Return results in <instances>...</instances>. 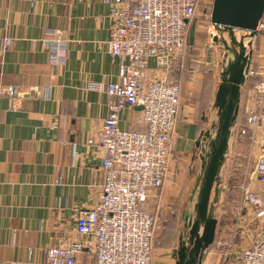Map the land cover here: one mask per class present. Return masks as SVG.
Wrapping results in <instances>:
<instances>
[{"label": "crops", "instance_id": "0c3cea01", "mask_svg": "<svg viewBox=\"0 0 264 264\" xmlns=\"http://www.w3.org/2000/svg\"><path fill=\"white\" fill-rule=\"evenodd\" d=\"M109 13L104 0H0V264H47L49 248L84 239L76 216L95 206L104 182L101 151L88 140L108 116L106 90L89 84L115 82L120 70L107 51ZM54 32H62L64 65L50 61ZM188 77L179 84V154L206 132L192 101L200 77ZM204 87L210 104L216 92ZM120 128L145 131L140 110L123 112ZM254 189L264 195V185ZM77 260L93 264L92 246Z\"/></svg>", "mask_w": 264, "mask_h": 264}, {"label": "built area", "instance_id": "2783aa9c", "mask_svg": "<svg viewBox=\"0 0 264 264\" xmlns=\"http://www.w3.org/2000/svg\"><path fill=\"white\" fill-rule=\"evenodd\" d=\"M200 1L104 0L111 21L107 51L120 59L115 82L89 84V90L105 89L108 95V116L88 140L101 151L104 182L95 206L76 216V231L84 239L49 248L47 264H80L77 258L89 246L93 264H152L156 219L145 206L151 192L164 186L173 163L181 86L170 79V71L188 46ZM262 32L264 17L257 35ZM54 35L50 61L64 65L62 32ZM249 81L246 122L238 134L259 140L260 154L241 192L252 220L263 229L252 246L226 253L221 264H264V195L254 189L255 182L264 185V53L252 57L245 85ZM5 92L14 103V88ZM139 106L145 131L121 129L122 113Z\"/></svg>", "mask_w": 264, "mask_h": 264}, {"label": "rangeland", "instance_id": "374dc122", "mask_svg": "<svg viewBox=\"0 0 264 264\" xmlns=\"http://www.w3.org/2000/svg\"><path fill=\"white\" fill-rule=\"evenodd\" d=\"M212 6L213 0L200 1L193 19L196 22L195 44L193 47L188 44L184 53L175 59L170 71V79L178 84L188 80L191 72L199 75L200 80H193L200 83L197 89L199 93L192 101L199 103L200 116L205 113L206 125L203 131L209 130L211 134L216 115L213 111L215 97L210 96L209 104L205 93L207 87L204 86L210 82L212 91L216 92L220 74L227 61L232 58V54L225 49L220 39L217 42L214 40V36L218 34L211 27ZM263 34L262 32L258 35L254 41V60L258 59L260 45L264 44ZM247 86L250 91L249 83L243 90ZM246 102L245 98L241 100L235 135L233 134L227 162L221 173V192L215 208V217L218 220L216 237L205 255L204 264H221L226 253L249 248L262 235L263 227L252 220V209L245 205L241 192V185L253 175L256 158L260 154L259 140L253 141L251 133L241 137L238 134L245 122ZM190 145L186 152L174 153L164 186L151 192L145 206L156 219L152 264H175L174 251L178 249L180 237L185 232V218L193 215L197 197H193L192 191L201 174V147L196 142Z\"/></svg>", "mask_w": 264, "mask_h": 264}, {"label": "water", "instance_id": "95a60500", "mask_svg": "<svg viewBox=\"0 0 264 264\" xmlns=\"http://www.w3.org/2000/svg\"><path fill=\"white\" fill-rule=\"evenodd\" d=\"M263 17L264 0H213L211 27L218 34L214 40L220 39L232 58L220 74L215 93L213 133L207 130L202 134V140L196 142L201 147V174L192 191L197 202L193 215L186 219L178 249L174 251L175 264H204L205 255L215 241L218 224L215 208L221 192V173L239 117L253 44L258 36L257 27ZM195 37L196 22H193L189 31L191 47L195 44ZM136 108L143 109L141 106Z\"/></svg>", "mask_w": 264, "mask_h": 264}, {"label": "trees", "instance_id": "16d2710c", "mask_svg": "<svg viewBox=\"0 0 264 264\" xmlns=\"http://www.w3.org/2000/svg\"><path fill=\"white\" fill-rule=\"evenodd\" d=\"M188 44H189V43H188ZM174 61H175V60H174ZM248 83H249V85H250V84H252V81H249ZM245 86H246V85H245ZM248 89H249V88H248V86H247V88H245V89L242 91V98H241L242 101H243L244 98L247 99V97H248V92H249ZM240 108H241V107H240ZM239 114H240V113H239ZM244 117H245L244 119H245V122H246V113H245V116H244ZM178 118H179V117H178ZM238 119H239V118H238ZM245 122H244V123H245ZM242 126H243V125H242ZM242 126H241V127H242Z\"/></svg>", "mask_w": 264, "mask_h": 264}, {"label": "flooded vegetation", "instance_id": "af4514ba", "mask_svg": "<svg viewBox=\"0 0 264 264\" xmlns=\"http://www.w3.org/2000/svg\"><path fill=\"white\" fill-rule=\"evenodd\" d=\"M203 137H204V136L202 135L200 139L202 140ZM186 219H187V217L185 218V221H186Z\"/></svg>", "mask_w": 264, "mask_h": 264}]
</instances>
